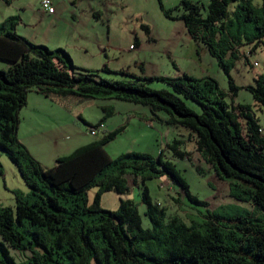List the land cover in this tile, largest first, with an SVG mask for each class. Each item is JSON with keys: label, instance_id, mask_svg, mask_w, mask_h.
I'll return each instance as SVG.
<instances>
[{"label": "trees", "instance_id": "obj_1", "mask_svg": "<svg viewBox=\"0 0 264 264\" xmlns=\"http://www.w3.org/2000/svg\"><path fill=\"white\" fill-rule=\"evenodd\" d=\"M253 1L211 0L206 16L205 7L192 0L164 10L170 19L185 23L195 43L207 46L228 77V90L211 76L199 79L185 73L147 77L122 70L114 74L125 79H104L101 73H112L107 67L79 69L67 51L50 50L19 36V18H9L0 27V62L10 66L0 70V151L36 197L30 203L16 194L15 207L0 203V264H264V129L250 105L236 103L242 87L231 76L235 62L250 64V55L264 49V0L261 11ZM232 3L240 9L237 20L229 11ZM243 46L250 50L242 52ZM155 81L168 89L151 88ZM253 82L246 88L256 105L264 107V74ZM31 93L52 100L115 99L147 106L156 118L159 112L168 113V123L187 131L203 160L222 180L239 182L261 214L228 218L208 211L193 225L179 216L168 217L166 207L152 200L147 181L168 175L192 203H204L191 194L163 151L157 158L129 153L113 160L105 146L126 125L59 158L53 167H44L18 135ZM84 123L91 133L102 126ZM182 144L176 139L169 147L180 158L192 157ZM128 175L146 205L149 228L144 227L138 205L122 198L131 190ZM93 189L97 191L91 203ZM105 192L119 195L117 211L102 208Z\"/></svg>", "mask_w": 264, "mask_h": 264}, {"label": "rangeland", "instance_id": "obj_2", "mask_svg": "<svg viewBox=\"0 0 264 264\" xmlns=\"http://www.w3.org/2000/svg\"><path fill=\"white\" fill-rule=\"evenodd\" d=\"M39 1L0 0V19H2V10L13 11L22 3L32 9ZM192 1L200 2L205 7L203 14L206 16L211 0ZM55 2L58 7H64L67 10L85 11L80 13V24L85 33L90 35L93 40H95L94 33H98L105 42L111 40L116 47L124 48L123 51L127 49V52L120 53V59L111 58V70H128L130 67L131 72L139 76L166 75L173 78L178 76L179 69L185 74L199 79L211 76L218 81L222 89H229L227 75L220 68L218 60L211 56L207 46L203 42L193 44V39L187 31L185 23L182 20L170 19L165 15L164 10H174L181 0H55ZM253 3L261 11L262 0H254ZM98 8L102 10V16H99L102 18L98 17L100 21H97L96 9ZM239 10L237 3L230 5L229 11L236 20ZM172 14L177 15V12L173 11ZM144 26L148 27V30ZM21 28L26 29L24 25H21ZM134 31H137L143 43L139 49L131 51L126 48L127 39L130 38L131 44L134 45L131 49L135 48L137 42ZM20 33L21 31L18 32V35L22 36ZM49 49L55 50L56 48L49 47ZM59 49L67 51L63 47H59ZM241 50L248 52L250 47L243 46ZM140 51L142 58L138 59ZM110 52L113 55L114 51L110 50ZM71 57L76 64L75 56L72 54ZM226 60L229 61L230 58L227 57ZM249 61L250 64L246 63V60L237 61L231 68V76L236 85L242 87L238 92L236 102L250 105L264 129V107L256 105L253 95L246 88L254 83V77L264 74V49L256 50L250 55ZM135 62L143 63L144 66L137 67ZM92 66L90 64L88 67ZM99 67L101 69L103 66H96L92 69ZM0 70L3 69L0 68ZM102 77L111 80L125 79L123 75L110 73H103ZM150 87L156 90L168 89V86L162 81H155L150 84ZM85 102L83 105L74 106V110H72L74 112L67 111L62 105L59 106L49 101L45 103L48 107L43 105L45 109L39 107L43 110L39 109L37 112V106L33 103L30 104V109L26 111L28 119L24 121L22 133L25 140H36L37 138L40 143L46 144L42 146L44 150L35 148L32 150V154L44 167L51 168L59 158L70 155L74 151L75 145L78 144L77 140H100L108 132L126 125V128L105 146L109 156L113 160H117L129 153H145L157 158L163 151L165 158L175 163L188 184L191 194L204 203L202 205L192 203L180 185L173 183L168 175L147 181L146 185L152 200L166 207L168 217L179 216L187 224L193 225L194 222H201L203 215L208 211L228 218L256 217L261 214L254 206L250 196L239 187V182L234 179L222 180L216 171L203 160L196 150L194 142L188 141L191 139H189L187 131L168 123V113L159 112L157 113L159 118H156L147 106L115 99L99 98L85 100ZM62 103L67 102L62 101ZM188 104L195 112H201L198 105ZM103 108H107L109 111H104ZM84 121L92 125L102 122V126L96 135H92ZM176 139L183 141L181 149L188 150L192 157L183 159L175 154V151L169 146ZM70 151L72 152L69 153ZM0 164V203L3 206L15 207L16 194L33 203L36 197L33 196L31 189L22 179L17 167L3 151H0ZM127 179L131 190L122 198L130 199L138 205L144 227L149 228L151 224L145 215L146 205L142 203L140 191L133 183V176L128 175ZM96 191L97 189H93L89 193L91 203L95 198ZM120 202V197L115 192H105L101 196V206L106 210L117 211Z\"/></svg>", "mask_w": 264, "mask_h": 264}, {"label": "crops", "instance_id": "obj_3", "mask_svg": "<svg viewBox=\"0 0 264 264\" xmlns=\"http://www.w3.org/2000/svg\"><path fill=\"white\" fill-rule=\"evenodd\" d=\"M53 1V5L55 7V14L51 15L49 13H46L42 10L41 2L42 0L39 1V3L34 6L32 9L28 7L27 4H20V6L16 7L15 10L13 11H5L2 10L1 12V18L0 19V27L5 24V22L9 18H19V22L15 28V33L18 34L19 31H21V37L27 39L31 43H36V45H48L50 48H56L55 50L59 49V47H63L67 49V51L72 55L75 56V60H77V68L79 69H87V70H98L101 71L104 69V67H107L112 73L114 74L115 72L119 71H113L111 70V58L114 60L120 59V53L121 52H127L123 51L124 48H118L112 41H106L101 39L100 34H95V40L92 39V37L88 34L85 33L84 28L80 24V13L85 12L74 9V10H67V8L64 7H58L56 4L55 0ZM95 10V9H92ZM98 16H102V10L100 8L96 9ZM25 13V14H24ZM96 18V15H94ZM85 17V16H83ZM82 17V19H83ZM102 18V17H99ZM97 19V21L100 19ZM95 20V22L97 23ZM24 25L26 29L24 28L20 29V26ZM109 32V31H108ZM134 34L136 35V42L137 45H135V48L131 49L134 45L131 44V39H127V46L126 48H129L131 51H136L141 47L142 45V40L139 37V34L137 31H134ZM95 42V43H94ZM193 44L195 42L192 40ZM197 45V44H196ZM48 47V48H49ZM197 47V46H196ZM202 49V48H201ZM110 50L114 51L113 55H111ZM204 50V49H202ZM145 52V51H144ZM206 52V51H205ZM141 51L140 54H138V59H141ZM70 55V56H71ZM73 62L74 59L72 58ZM2 63V64H1ZM75 64V62H74ZM75 64V65H76ZM90 64H92V67H88ZM0 68L3 70H7L10 66L8 64H4L3 62H0ZM96 66H103L101 69L100 67L97 69H92L95 68ZM135 66H144L143 63H138L135 62ZM129 69L127 71L131 72V68L128 67ZM125 70V69H122ZM121 70V71H122ZM167 70V69H166ZM103 73H101L102 75ZM135 74V73H134ZM184 74L181 70L178 69L177 75L180 76ZM138 75V74H136ZM157 75H153V77H156ZM164 77H168L166 75H163ZM207 77V76H206ZM205 78V77H204ZM202 79V78H201ZM46 101H49L50 103L53 104H58L59 106L62 105L63 108H65L67 111H72L74 110V106L76 105H83L86 103L84 100L81 99H76V98H67V99H59V100H52L50 98L44 97L42 95H39L37 93H31L28 98V105L22 110L21 112V123L19 127V138L23 144L27 145V148L30 150L32 153V150L37 149V150H44L42 146H45L46 144L40 143L38 139L36 140H25L24 139V134L22 133V129L24 128V121L28 119L26 117V111L30 109L31 105L30 104H35L37 107L36 109L37 112L40 110H43V105L46 107L47 104ZM62 101H66L67 103H62ZM73 103V104H71ZM237 103V102H236ZM42 107V108H39ZM74 112V111H72ZM36 117V116H35ZM33 118V117H32ZM30 119V118H29ZM78 144L75 145V149L87 145L91 143L93 140H77ZM53 143V140H51ZM70 151L69 153H71ZM35 157V156H34ZM36 158V157H35Z\"/></svg>", "mask_w": 264, "mask_h": 264}, {"label": "built area", "instance_id": "obj_4", "mask_svg": "<svg viewBox=\"0 0 264 264\" xmlns=\"http://www.w3.org/2000/svg\"><path fill=\"white\" fill-rule=\"evenodd\" d=\"M42 10L49 14H55V7L52 0H42L41 2ZM95 134V132H93Z\"/></svg>", "mask_w": 264, "mask_h": 264}, {"label": "clouds", "instance_id": "obj_5", "mask_svg": "<svg viewBox=\"0 0 264 264\" xmlns=\"http://www.w3.org/2000/svg\"><path fill=\"white\" fill-rule=\"evenodd\" d=\"M51 15H53V14H51ZM96 133H97V131L95 132V134L92 133V135H96Z\"/></svg>", "mask_w": 264, "mask_h": 264}]
</instances>
